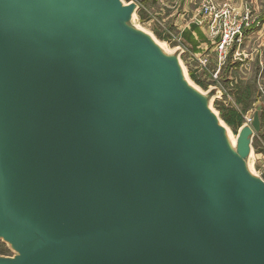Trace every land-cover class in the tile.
Instances as JSON below:
<instances>
[{"label": "water", "instance_id": "water-1", "mask_svg": "<svg viewBox=\"0 0 264 264\" xmlns=\"http://www.w3.org/2000/svg\"><path fill=\"white\" fill-rule=\"evenodd\" d=\"M137 7L0 0V264H264L262 105L232 146Z\"/></svg>", "mask_w": 264, "mask_h": 264}, {"label": "rangeland", "instance_id": "rangeland-1", "mask_svg": "<svg viewBox=\"0 0 264 264\" xmlns=\"http://www.w3.org/2000/svg\"><path fill=\"white\" fill-rule=\"evenodd\" d=\"M131 1L134 0H122L123 3ZM179 2L178 13L175 12L171 16L175 19L179 13L182 14L177 23L167 19L164 11L163 18L156 13L162 12L161 9H176ZM148 3L140 6L139 12L134 13L130 25L160 42L166 53H177L186 80L200 92L207 93L209 86L220 90L221 96L219 98L212 96L209 106L220 123L228 128L232 140L236 143L241 125L248 123L251 118L253 105L249 111V108H246L252 104L254 97H258L255 101L264 102V0H188V14L184 12L185 9L181 12L182 7L184 8L183 0H148ZM205 8L209 10L212 8L213 15L215 13L219 15L226 10L228 14L223 13L215 19L214 16L205 14ZM238 12L241 16L237 15ZM143 14L150 18L149 22L143 20ZM226 16L230 17L228 19L234 26L239 25L240 34L232 37L225 50L219 49L218 45ZM186 23L188 26L192 23L197 24L209 39L208 44L197 49L198 51L192 49L181 35L182 27ZM245 28L249 29L250 34L252 30L253 33L261 30V34L252 33L248 36L247 42L245 40L243 42ZM179 47L184 49L182 54H178ZM202 60L203 63L200 62ZM260 60L262 63L259 65ZM247 163L252 174L258 175L264 165V130L263 134L254 140ZM14 254L16 252L11 246L0 240V255Z\"/></svg>", "mask_w": 264, "mask_h": 264}, {"label": "crops", "instance_id": "crops-1", "mask_svg": "<svg viewBox=\"0 0 264 264\" xmlns=\"http://www.w3.org/2000/svg\"><path fill=\"white\" fill-rule=\"evenodd\" d=\"M136 3H137V12H139V8H140V6H142L143 4H149L148 3V0H134ZM154 1V0H153ZM156 1V0H155ZM176 3H177V1H176ZM179 4H180V2L177 4V7H176V9H172V10H170V9H167V10H163V9H161V11L162 12H160V13H158V12H156L157 10L155 9V12L157 13V14H160L161 16V18H163L164 16V14H163V11L164 12H166V18L167 19H170L171 21H173L174 20V23H177V21L180 19V17H181V13H179L178 14V18H175V19H173V18H171V16H172V14L174 15V13L175 12H177L178 13V11H177V8H179ZM150 5H152V4H150ZM183 6H184V8L182 7V9H181V12L182 11H184V9H185V11L184 12H186L187 14H188V0H183ZM175 7V6H174ZM145 11H146V9H145ZM241 11V9L239 8V12ZM147 12H148V10H147ZM183 12V13H184ZM239 12H238V14L237 15H239V16H241L240 14H239ZM237 13V12H236ZM163 14V15H162ZM149 15H150V13H149ZM142 18H143V20L146 22H149L150 21V18H148L145 14H143L142 15ZM165 19V18H164ZM252 25V24H251ZM250 25V26H251ZM182 33H181V35L183 36V37H185V40H186V38H188V44L191 46V48L192 49H194L195 51H198L197 49H199V48H201L203 45H206V44H208V42H209V39L205 36V33L203 32V30H202V28L201 27H199L197 24H191L190 26H188V24L186 23L183 27H182ZM246 29V28H245ZM243 30V37H242V39H243V42H245L246 40H247V38H248V36L249 35H252V33H253V31L254 30H252L251 31V34H250V32H249V29L247 30ZM247 31V32H246ZM245 33H246V35H245ZM255 35H260L261 34V30H256L255 32ZM253 33V34H254ZM242 39H240L239 41H241L242 42ZM245 40V41H244ZM187 41V40H186ZM247 42V41H246ZM261 59V58H260ZM262 62H261V60H260V63H259V65L261 64ZM264 67V66H263ZM215 89L216 90V93H215V97H217V98H219L220 96H221V92H220V90L218 89V88H215V87H208V89H207V91L208 90H210V89ZM255 99H253V101H252V104L250 105V106H248L246 109H248V111L249 110H251L252 109V105H253V109H252V111H251V117H252V115H253V112L255 111V109H256V107L258 106V105H262V108H261V110L259 111V118H260V131L258 132V133H255V135H254V137H253V142H252V146H253V143H254V140L256 139V138H258V137H260L262 134H263V130H264V102H262V101H260L259 99V101H255V100H257L256 98H258V97H254ZM254 101H255V103H254ZM244 124H246V123H244ZM244 124H242L241 126H243ZM254 151V150H253ZM255 153V152H254Z\"/></svg>", "mask_w": 264, "mask_h": 264}, {"label": "built area", "instance_id": "built-area-1", "mask_svg": "<svg viewBox=\"0 0 264 264\" xmlns=\"http://www.w3.org/2000/svg\"><path fill=\"white\" fill-rule=\"evenodd\" d=\"M211 10H209L208 8L204 9L205 14H209L210 16H214L215 19H217L219 17V15L221 16L223 13H225L226 15L228 14V10L224 11L223 13H220L218 15V13H215L214 15L211 13L212 12V8H210ZM204 15V14H203ZM229 16H226V20L222 23V31H221V40H220V44L218 45L219 49H225L226 50V46L229 45L231 43V39L234 35L240 34V28L239 25L236 24L234 26V24L228 19ZM230 18V17H229ZM213 19V20H215ZM235 23V22H234ZM178 50L180 51V54H182L184 52V49H182L181 47L178 48ZM201 63H203V60L200 61ZM264 171V165L261 168V170L258 172V174L260 172Z\"/></svg>", "mask_w": 264, "mask_h": 264}, {"label": "bare ground", "instance_id": "bare-ground-1", "mask_svg": "<svg viewBox=\"0 0 264 264\" xmlns=\"http://www.w3.org/2000/svg\"><path fill=\"white\" fill-rule=\"evenodd\" d=\"M134 16V14L132 15V17ZM159 46H160V48L166 53V51L163 49V45L160 43V42H158V41H156V40H154ZM252 118V117H251ZM251 118H250V120H251ZM250 120H249V122H250ZM226 134H227V136H228V139H229V141H230V143L232 144V146H235V141H233L232 140V138H231V136H230V134H229V132H228V128H226Z\"/></svg>", "mask_w": 264, "mask_h": 264}, {"label": "trees", "instance_id": "trees-1", "mask_svg": "<svg viewBox=\"0 0 264 264\" xmlns=\"http://www.w3.org/2000/svg\"><path fill=\"white\" fill-rule=\"evenodd\" d=\"M186 40L188 41V38H186Z\"/></svg>", "mask_w": 264, "mask_h": 264}]
</instances>
